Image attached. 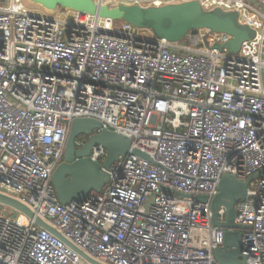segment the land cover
<instances>
[{"label": "built area", "instance_id": "2783aa9c", "mask_svg": "<svg viewBox=\"0 0 264 264\" xmlns=\"http://www.w3.org/2000/svg\"><path fill=\"white\" fill-rule=\"evenodd\" d=\"M194 1L237 13L255 37L232 55L227 34L198 30L172 43L124 21L0 0V193L35 216L0 205V264H218L224 230L211 202L226 175H258L236 221L252 227L241 260L264 264V0H94ZM79 118L130 138L151 161L120 156L103 169L100 193L62 205L53 174ZM90 157L103 165L108 154L97 146Z\"/></svg>", "mask_w": 264, "mask_h": 264}, {"label": "water", "instance_id": "95a60500", "mask_svg": "<svg viewBox=\"0 0 264 264\" xmlns=\"http://www.w3.org/2000/svg\"><path fill=\"white\" fill-rule=\"evenodd\" d=\"M31 1L47 10L60 8L114 22L124 21L137 29L143 22H148L157 39H165L172 43L180 42L190 32L198 30L227 34L232 37V40L226 48L232 55L240 52L245 41L255 37V35L251 37L249 29L240 26L239 22L235 21L229 14L204 11L196 1L160 8H141L126 4L109 8L96 4L94 0ZM79 136L88 137V141L81 149L75 147V141ZM97 146H103L108 154L103 165L90 157L93 148ZM130 152L142 159L151 161L141 151L132 150L130 138L107 130L98 120L92 118L76 119L72 124L63 162L53 174V185L60 203L62 205H69L74 202L83 203L91 193H100L103 187L110 182V177L105 171H109L113 164L119 161L120 156ZM257 177L258 175L251 176L242 182L233 176L226 175L219 183V194L211 202L213 225L224 230V244L222 248L215 251V259L218 264H246L244 260H241L240 249L245 232L250 231L252 227L237 223L236 206L246 200L250 183ZM181 197L184 198V196ZM198 199L203 202L208 201L205 196H200ZM0 205L15 208L31 219L35 218L33 212L25 205L1 193ZM220 208L226 210L224 222H220L218 219ZM36 223L62 239L41 219L37 218ZM78 253L85 257L82 253ZM89 261L93 264H99Z\"/></svg>", "mask_w": 264, "mask_h": 264}, {"label": "rangeland", "instance_id": "374dc122", "mask_svg": "<svg viewBox=\"0 0 264 264\" xmlns=\"http://www.w3.org/2000/svg\"><path fill=\"white\" fill-rule=\"evenodd\" d=\"M214 11L216 13H218V14H229L235 21H239V15L237 13H235V12H225L222 9H216ZM240 26H242V25H240ZM242 27L249 29L251 37H254L255 32L252 29H250V28H248L246 26H242ZM138 29L142 30V31H145V33L150 35V36H156L154 34L153 30L149 27V23L148 22H143L142 24H140L138 26ZM15 214H17V213L15 212Z\"/></svg>", "mask_w": 264, "mask_h": 264}, {"label": "bare ground", "instance_id": "6f19581e", "mask_svg": "<svg viewBox=\"0 0 264 264\" xmlns=\"http://www.w3.org/2000/svg\"><path fill=\"white\" fill-rule=\"evenodd\" d=\"M25 5H27L30 9L31 8H36V9H41L42 7L41 6H39V5H37V4H33L32 3V1L31 0H25L24 2H23ZM43 10H44V12H48V13H52V12H54L55 10H47V9H45V8H42ZM69 11V10H68Z\"/></svg>", "mask_w": 264, "mask_h": 264}, {"label": "trees", "instance_id": "16d2710c", "mask_svg": "<svg viewBox=\"0 0 264 264\" xmlns=\"http://www.w3.org/2000/svg\"><path fill=\"white\" fill-rule=\"evenodd\" d=\"M80 137V136H79ZM84 138H85V140H87V137L86 136H84Z\"/></svg>", "mask_w": 264, "mask_h": 264}, {"label": "crops", "instance_id": "0c3cea01", "mask_svg": "<svg viewBox=\"0 0 264 264\" xmlns=\"http://www.w3.org/2000/svg\"><path fill=\"white\" fill-rule=\"evenodd\" d=\"M23 2L25 1V0H22Z\"/></svg>", "mask_w": 264, "mask_h": 264}]
</instances>
